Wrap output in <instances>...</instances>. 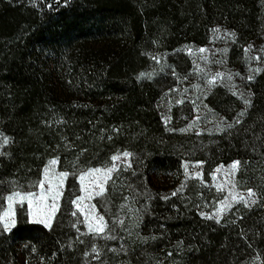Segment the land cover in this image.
<instances>
[{
    "label": "trees",
    "instance_id": "1",
    "mask_svg": "<svg viewBox=\"0 0 264 264\" xmlns=\"http://www.w3.org/2000/svg\"><path fill=\"white\" fill-rule=\"evenodd\" d=\"M216 26L234 32L239 57L264 38V0H0V133L10 138L0 136V198L13 181L30 190L52 158L71 173L132 153L96 199L104 234L71 215L70 175L51 229L28 222L26 205L11 232L0 227V264H264V66L245 110L221 86L206 97L232 127L181 131L162 117L165 92L191 64L183 46L205 45ZM158 54L162 69L138 79ZM186 160L205 162L208 185L183 181ZM234 160L259 200L208 219L202 211L223 198L211 172Z\"/></svg>",
    "mask_w": 264,
    "mask_h": 264
},
{
    "label": "rangeland",
    "instance_id": "2",
    "mask_svg": "<svg viewBox=\"0 0 264 264\" xmlns=\"http://www.w3.org/2000/svg\"><path fill=\"white\" fill-rule=\"evenodd\" d=\"M218 29L219 31H214ZM234 32L223 26H216L212 29L209 41L203 45H195V44H186L183 46V51L187 53L190 58L191 64L184 70L180 72V76L176 81V84L173 85V88L167 90L162 98V117L169 118L167 120V124L170 125L171 128L175 129H185L193 132H213L217 131V128L224 129L226 128L230 122L218 114H216L207 104L206 97L212 92V90L218 86L225 88L228 92H235V96L238 97L241 102L244 110L250 105L244 104L243 100L247 99L251 102L252 91L250 89V83L253 80L254 76L258 73L255 71L257 68L260 70L264 66V38L257 41H250L243 47V52L237 58H231V49L237 44L236 36L233 38L231 34ZM249 45L252 47L249 48ZM204 48L207 49L205 52L198 51L199 49ZM189 49L191 50V54L189 53ZM245 49H248L246 52ZM226 50V51H225ZM207 57V60L201 59V57ZM259 56L260 59H254V57ZM216 61H222V63H216ZM163 61L161 54L156 56V62L152 64V66L146 71V74H155L162 69ZM202 69L203 71H198L197 67ZM217 72L224 73V77L222 82L217 81L214 87L209 89L207 85V77L211 75H215ZM237 73L239 75H237ZM231 74L232 79L228 80V75ZM251 76L252 79L249 80L248 77ZM198 86V87H196ZM234 86V87H233ZM187 89V91H185ZM242 94V98H241ZM182 100L183 103H177V101ZM193 101L195 103H193ZM181 107V113L179 115L174 114V109L176 106ZM199 117V119H196ZM165 121V119H164ZM195 121V123H193ZM189 125H192L189 127ZM1 143V139H0ZM124 151H119L118 153H123ZM129 152V151H127ZM132 157V155H131ZM131 157L121 158V161L117 163L120 164V167L124 166L122 163L123 160L127 159L131 163ZM53 159V158H52ZM203 162L201 164H196V162ZM239 161L238 169L235 172L234 176H225V170L230 163H220L218 164L213 171L211 172V179L209 185L214 187L216 190V183L221 184L223 187L220 191L223 193V198L219 200L214 209L209 208L207 206L202 213H204V217H208L211 215L215 219L216 209L221 207V201H225L226 203H231V207L227 210L221 212L220 219H222L228 211L236 206V205H244V206H252L258 200V193L253 188L243 189L239 185L238 173L241 170L242 163ZM187 162L188 164V172L185 174L184 165ZM110 162L107 165L102 166H93L91 168L96 167H109L111 166ZM47 165V164H46ZM45 165V166H46ZM223 165L224 167L221 171L217 172L216 169L218 166ZM204 166L205 162L203 160H186L183 164L184 169V179L183 181H187L189 179H198L201 183L208 185V183L204 179ZM90 168V167H89ZM87 169V168H86ZM57 171H65L59 168V164L57 165ZM201 173V177L198 178L195 176V173ZM115 172L112 173V176ZM212 174H215L216 181L212 180ZM43 175V173H42ZM42 179V177H41ZM226 179H231L235 183V188L232 189L230 184L226 183ZM66 185V182H65ZM107 187V184L106 186ZM251 189L254 195L249 196L248 190ZM230 190L234 191L238 194V197L242 195L244 197L243 201H232L230 196ZM25 191V190H22ZM35 191V189H33ZM81 193L79 192L78 195ZM96 197L92 200V203L96 204ZM244 201H247L245 203ZM61 202V200H60ZM19 207H17L18 209ZM97 208V206H96ZM16 209V211H17ZM76 210V209H75ZM97 211L100 215H103L97 208ZM57 214V213H56ZM79 214V213H78ZM80 215V214H79ZM81 216V215H80ZM104 216V215H103ZM56 217V216H55ZM83 219V216H81ZM105 218V217H104ZM209 219V218H208ZM219 219V220H220ZM55 218L52 221V225L54 223ZM106 220V219H105ZM85 225V224H84ZM86 229L87 226L85 225Z\"/></svg>",
    "mask_w": 264,
    "mask_h": 264
},
{
    "label": "snow or ice",
    "instance_id": "3",
    "mask_svg": "<svg viewBox=\"0 0 264 264\" xmlns=\"http://www.w3.org/2000/svg\"><path fill=\"white\" fill-rule=\"evenodd\" d=\"M51 7V5H49ZM214 31H219L218 29H215ZM233 38H235V34H231ZM252 46L249 45V48ZM198 51L205 52L207 49L201 48ZM226 51V50H225ZM247 52L248 49H245ZM264 51V49H262ZM189 53L191 54V50L189 49ZM155 59V58H153ZM201 59L207 60L208 58L201 57ZM254 59L259 60L260 57L256 56ZM216 63H222V61H216ZM198 71H203L202 69H199ZM255 71L259 72L260 69L257 68ZM147 75L148 79L152 78V74H145L140 73L139 78H143ZM224 73L217 72L215 75H211L207 77V85L209 86V89L211 87H214L216 82L219 80L222 82ZM237 75H239L237 73ZM228 80L230 81L232 79L231 74L228 75ZM249 80L252 79L251 76L248 77ZM198 87V86H196ZM234 87V86H233ZM187 91V89H185ZM235 95L236 93L233 92ZM242 98V94H241ZM244 104H249L250 101L247 99L243 100ZM177 103H183L182 100L177 101ZM193 103H195L193 101ZM243 113H241L242 115ZM165 123H167V120L169 118H164ZM196 119H199V117H196ZM195 123V121H193ZM192 125H189L191 127ZM228 127H232V125H228ZM222 129L217 128V131H221ZM181 131H185V129H181ZM0 136H3L2 145H7L10 142V138L7 136H4L3 133H0ZM111 139V137H109ZM0 155H4V153L0 152ZM132 153L124 151L123 153L114 154L110 157L111 160V166L109 167H96V168H87L84 170H77L69 173L68 171H57V165L59 158H53L50 159L47 163V165L42 170L43 175L42 179H40L37 182L31 183L28 185V188L30 190L28 191H22L20 189L15 188V182H10L13 185V191L8 193L7 195L3 196L0 199H3L4 203L3 205H0V227L3 229V233L11 232V230L16 227L18 220H17V207L24 209L26 205V216L27 221L31 223H38L40 225H43L45 228L51 229L52 227V221L56 216V213L60 210V200L64 195L65 190V182L68 180V177L71 175L74 179V181L79 182V192L80 195H76L73 197V193L69 192V199L68 203L74 206L76 210L71 212L72 216H77L78 213L83 216V219L77 220V224L83 223L87 226V230L89 233H92L96 236H101L106 232V229H108V222L105 220L103 215H100L97 211L96 204L92 203V200L96 197L103 198L104 193L106 191V184L110 179H112V173L119 171L120 164L117 163L118 161H121V158H128L131 157ZM125 168L131 167V163L129 160L125 159L122 161ZM203 162H196V164H201ZM239 161H233L228 168L225 170V176H234L236 170L238 169ZM224 166H218L216 171L219 172ZM185 168V174L187 175L188 172V164L187 162L184 165ZM195 176L200 178L201 173L197 172L195 173ZM212 180L216 181L215 174H212ZM226 183L231 185V188H235V183L231 179H226ZM217 190H220L223 186L219 183H216ZM22 187V186H21ZM183 187V185L181 186ZM35 189V191L31 189ZM179 190V189H178ZM249 196L254 195L251 189L248 190ZM230 196L232 201H243L244 197L240 195L238 197V194H236L234 191L230 190ZM175 195V193H173ZM167 199V197H165ZM247 203V201H244ZM231 207V203H226L225 201H221V207L216 209L215 219L217 222H219L220 214L221 212L227 210ZM201 215H204V213H201ZM207 218L211 219L213 218L211 215H209ZM120 224H123V221L121 220L119 222ZM73 227H76L74 224ZM79 231V229H77ZM0 233V234H3ZM105 239H115V236L106 235L104 236ZM34 251V249H33ZM91 251L93 253H97L98 249L96 246H93ZM170 255V254H169Z\"/></svg>",
    "mask_w": 264,
    "mask_h": 264
}]
</instances>
